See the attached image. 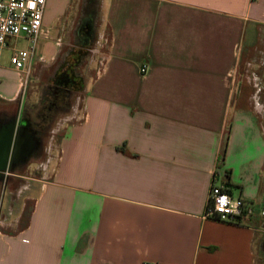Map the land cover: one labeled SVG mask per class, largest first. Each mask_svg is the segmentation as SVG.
Masks as SVG:
<instances>
[{"label":"crops","instance_id":"0c3cea01","mask_svg":"<svg viewBox=\"0 0 264 264\" xmlns=\"http://www.w3.org/2000/svg\"><path fill=\"white\" fill-rule=\"evenodd\" d=\"M13 48L0 144L32 202L0 264H264V0H46L28 76ZM213 177L252 214L205 217Z\"/></svg>","mask_w":264,"mask_h":264},{"label":"built area","instance_id":"2783aa9c","mask_svg":"<svg viewBox=\"0 0 264 264\" xmlns=\"http://www.w3.org/2000/svg\"><path fill=\"white\" fill-rule=\"evenodd\" d=\"M46 0H0V54L11 38L26 40L24 48H13L10 65L15 70H25L36 55V45L41 32V19ZM141 72L145 71L142 67ZM253 206L240 196H234L226 184L213 177L204 216L222 221H238L252 214ZM264 216V210L261 212Z\"/></svg>","mask_w":264,"mask_h":264},{"label":"rangeland","instance_id":"374dc122","mask_svg":"<svg viewBox=\"0 0 264 264\" xmlns=\"http://www.w3.org/2000/svg\"><path fill=\"white\" fill-rule=\"evenodd\" d=\"M10 43L15 44L19 48H23L26 46L25 41L22 38H18L17 40L12 38L10 39ZM2 54L3 56L8 55L9 58V52L3 50ZM59 58L62 57L60 56ZM64 58L65 60H62V62L61 59H58V63L61 62V64L59 65L61 68L59 69V73H57V76L59 74L63 82L72 81V83H74L75 85V88L79 90L80 88L78 84H81L82 81V66L86 61V54L82 51L76 52L75 50H72V52L67 53ZM245 73L246 72L244 69V74ZM32 171L37 174L40 170H34L31 167L27 170V173ZM8 176L14 179L17 178L9 174ZM17 183L19 182L15 180L14 185L12 186L11 183L6 185L5 182L3 184V180L0 181V201L3 200L2 203L4 202L2 205L0 204V231L11 232V229L15 228V223L21 225L24 217L27 216V211H29V208L31 206L32 200L30 198H27L29 191L25 188V185H27L28 183H24V180H22V185L19 186V188L18 186H16ZM14 186H16L17 188L13 190ZM20 210L21 217L19 219V222L17 223L13 218Z\"/></svg>","mask_w":264,"mask_h":264},{"label":"water","instance_id":"95a60500","mask_svg":"<svg viewBox=\"0 0 264 264\" xmlns=\"http://www.w3.org/2000/svg\"><path fill=\"white\" fill-rule=\"evenodd\" d=\"M15 139L14 133H10L3 143L0 144V173L10 170V162L12 160V143ZM1 175V174H0ZM264 207V203H263Z\"/></svg>","mask_w":264,"mask_h":264},{"label":"flooded vegetation","instance_id":"af4514ba","mask_svg":"<svg viewBox=\"0 0 264 264\" xmlns=\"http://www.w3.org/2000/svg\"><path fill=\"white\" fill-rule=\"evenodd\" d=\"M15 154H16V152H15ZM15 154H14V155H15ZM14 155L12 156V159H13V160H12V165H15L16 162H18V160L21 158V157H20V158L18 159V156H17V155L14 156ZM17 159H18V160H17ZM16 160H17V161H16ZM0 174H1V175H0V180H1V181H2V180L5 181V183H7L8 180L11 179V177L8 176V174L5 173V172H1Z\"/></svg>","mask_w":264,"mask_h":264}]
</instances>
